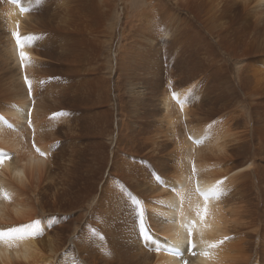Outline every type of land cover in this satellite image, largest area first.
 I'll return each instance as SVG.
<instances>
[{
  "label": "bare ground",
  "instance_id": "bare-ground-1",
  "mask_svg": "<svg viewBox=\"0 0 264 264\" xmlns=\"http://www.w3.org/2000/svg\"><path fill=\"white\" fill-rule=\"evenodd\" d=\"M120 1V44L106 71L99 56L115 35L106 20ZM21 6L30 11L0 0V70L8 77L0 89V232H9L0 235V264H53L64 242L55 228L43 231L36 207L45 214L53 209L45 202L63 206L68 194L82 199L78 208L90 206L98 190L87 218L80 211L63 220L73 234L80 225L69 237L71 264H264V0H41L38 9L21 0ZM17 31L28 54L23 62ZM135 45L144 50L133 54ZM45 75L84 78L74 86ZM136 78L150 79V103L142 102L147 93ZM43 86L54 93L46 88L42 97ZM67 103L88 109L61 115ZM91 109L100 112L87 116ZM114 121L112 158L100 184L110 154L102 138H112ZM92 133L104 149L98 159L81 137ZM62 134H78L80 143L64 148L56 142ZM212 189L219 194L205 200L200 193ZM141 214L147 239L139 235Z\"/></svg>",
  "mask_w": 264,
  "mask_h": 264
},
{
  "label": "rangeland",
  "instance_id": "rangeland-1",
  "mask_svg": "<svg viewBox=\"0 0 264 264\" xmlns=\"http://www.w3.org/2000/svg\"><path fill=\"white\" fill-rule=\"evenodd\" d=\"M32 2L35 4V7L34 8H36V9H38L39 8V6L41 5V0H40V2L39 3H37V0L36 1H33L32 0ZM153 4L154 2H150V4ZM117 4H118V1H117ZM138 4H140V3H138ZM164 6H166V7H169V8H177V7H175V6H173V5H170L169 3H167V4H165ZM153 7L157 10V9H159V10H161V12L162 13H164L165 12V7H163V6H158V3H154V5H153ZM119 10H117V13L115 12V11H113L112 10V12H111V14H112V19H110V20H106V24H107V26H109L112 22L114 23V26H115V35H114V40H113V42H110L111 44L110 45H108V43H106L107 45H105V47H103V52H101L100 53V56L99 57H101L102 59H103V61H102V63H103V66H104V70H109V68L111 67L110 65H109V63H110V61H112V64L115 62V59H116V57H117V50H118V45L120 44L119 43V41H120V38H121V32H120V29H121V27L123 26V24H122V22L124 23V15H125V11H124V8H125V3L123 2V1H120V5H119ZM123 9V10H122ZM128 10H130L129 8H128ZM178 10V9H177ZM187 11L188 10H184L183 12H180L181 13V16L183 17V18H186V17H188V13H187ZM190 12H189V15L192 17V19L194 20V22L195 23H193V25L194 26H196V27H198L199 25L197 24V21L195 20V18L193 17V15H192V13L193 12H191V10H189ZM113 13H114V15H113ZM121 13V14H120ZM199 28V27H198ZM108 31H109V29H107ZM203 32V31H202ZM204 33V32H203ZM158 38V37H157ZM105 39H107V42H108V40H109V37L107 36ZM140 50H144L143 48H140V47H137V45H135V47L134 48H132V51H133V54H135L136 52H138V51H140ZM179 55H177V57H178ZM141 56L140 55H138L137 56V60H139V58H140ZM142 58V57H141ZM47 59H49V57H47ZM154 59L155 58H152L151 59V62H154ZM109 60V61H108ZM156 60V59H155ZM228 65L230 66H235V64H234V62H232V61H229L228 62ZM112 69H114V68H112ZM4 72H5V70L3 69H1L0 70V76L2 75V73L4 74ZM141 74V76L142 75H144V74H142V73H140ZM204 73H202V75H203ZM5 75H7V74H5ZM5 75H2L1 77L3 78V76L5 77L4 78V80H2V81H0V82H2V83H4L3 85H0V86H4L3 88L1 87L0 89H1V91H2V89L4 90V88H5V86H6V82H7V79H6V77L7 76H5ZM206 76V75H205ZM45 77L46 78H48V81H50V82H52V83H54L55 81H57V80H59V81H61L62 83H60V84H70V83H72L71 81H73V84H74V86H75V84H77L78 85V81H80V79L82 78H84V75H81V76H76V77H72V78H69L68 77V75H64V77H66V78H63V76L62 75H51L50 77H48L47 75H45ZM132 74L130 73V76L127 78V80H129V79H132ZM2 78H0V80L2 79ZM8 78V77H7ZM62 78V79H61ZM139 79V80H138ZM150 79H143V78H136L135 79V83H139V82H141L142 83V86H143V88H144V92L146 91V93H147V95L146 96H144L143 97V99H142V102L143 103H145V104H148V103H150L151 102V100L149 101V91H148V89L150 88V81H149ZM5 81V82H4ZM188 82H190V84H191V82H194L193 81V79L192 80H190V81H188ZM47 83V86L48 87H50V85H49V82H46ZM1 84V83H0ZM146 85V86H145ZM189 84L188 83H186V86H188ZM44 87V86H43ZM48 87H46L48 90H49V88ZM78 87V86H77ZM45 87L44 88H42V89H45V90H41L42 92H41V95H42V97H44V98H46L47 97V95L46 94H48V92L49 91H51V90H49V91H47V89H46ZM72 90H74V88H71ZM77 88H75V91H76V93L78 92V91H80L79 90V88L76 90ZM71 90V92L69 93V95H68V99H69V97H73L74 96V94L72 93L73 91ZM44 91H45V93H44ZM52 93H54V90L52 89V91H51ZM76 93H75V95H76ZM44 95V96H43ZM51 97V96H50ZM148 97V98H147ZM130 102H131V104H132V99H131V97L129 98V102L127 101V103H128V106L130 107ZM69 107H71L68 103L67 104H65V105H62L61 106V108L60 109H58V111L59 112H66L67 113V115L69 116V117H73V116H76V115H78L79 113H80V111L82 110V109H84V112L88 109V108H86V107H80V106H77L76 108H73V107H71V108H69ZM115 108V107H114ZM116 109V108H115ZM65 110V111H64ZM97 112H100V111H96L95 109H91L90 111H88L87 112V116L88 115H91L92 113H97ZM114 118V120L116 121L117 120V118H116V116H114L113 117ZM81 121H84V119H81ZM115 121L113 122V124H111V129L113 130V133H112V138L111 139H109V138H107V139H105V138H102L103 139V143L106 145V147L108 148V150L110 149V154H109V156L107 155V162L108 163H106L105 164V166H104V168H103V172H102V174H101V178H100V181H99V183L101 184V183H103V181L106 179V176H107V174H108V170H109V167H110V162H111V158H112V156H111V150L113 149V142H114V139L116 138V134H117V127H116V123H115ZM86 128H87V131L88 130H90L91 128H90V126H89V124L87 123V125L85 126ZM96 127V126H95ZM66 129H67V127L66 126H63L62 128H61V130L63 131V132H65L66 131ZM81 137L84 139V140H86V142L87 143H89L90 145H91V147H92V150H93V152H94V154L97 156V159H98V157L100 156V154L102 153V151L104 150L103 149V146L102 145H97V137H98V135H96V134H91V135H84V134H82L81 135ZM56 142L57 143H61L62 144V146L64 147V148H66V147H68V146H70L72 143L74 144V143H80V141L78 140V134L77 135H69V136H63V134L62 135H60L59 136V138H58V140H56ZM105 147V148H106ZM67 152H69V151H67ZM107 153H108V151H107ZM98 183V186H96V188H99L100 187V184ZM111 183L113 184V185H116V184H118L119 182L118 181H112V182H110L109 183V185H111ZM98 193H99V190L96 192V194H95V196H94V198H92L90 201H89V204H90V206L89 205H84V206H82V208H78V206H80L82 203H84V202H82V199L80 198V200L78 201V198L76 197V198H74V196H72L71 194H68V195H65L64 196V204L65 205H63V206H59V204H57V206L55 205V206H52L51 204H50V202H45L46 203V205H47V207H46V209L48 210V209H54V210H56V209H58V207L60 208V209H63V210H70V208L72 207L73 209H72V211H69V212H66V213H56V212H53L54 210L52 209V211H48V212H45V214H44V212L42 213V212H39L40 210H39V208L38 207H36V211H38V215L39 216H41L42 218H44V221H43V224H44V226H42L43 227V231L44 232H52L53 230H54V228L58 231V233H57V236L58 237H60V239L64 242V245H63V247L60 249V251H59V253H60V255H59V253H58V255H56V257H55V259H54V261H53V264H71V261H70V254H69V251H68V246L70 245V244H72L71 243V241H69V237L71 238V236H73V235H75L77 232L76 231H80L79 229H80V225H79V227L78 228H76V230H75V232H74V234L71 232V230L69 231V228L70 227H63V223H64V221L63 220H65L66 218H68L69 216H71V217H74V215L75 214H77V213H80V211L82 212V213H85L86 214V217L85 218H87L88 217V215L90 214V213H92V207H94L95 206V201H96V199H97V197H98ZM48 199H50V197L48 196L47 197ZM66 198V199H65ZM68 198H69V200H68ZM68 201V202H67ZM60 202H62V201H60ZM119 200L117 199V201L114 203V205L115 206H117L118 204H119ZM48 203H49V205H48ZM75 207V208H74ZM76 208H77V210H76ZM95 213L96 214H98V211H95ZM65 214H66V217H65ZM110 214H114V211H110ZM59 217H61V218H59ZM104 217L106 218V219H110V216L108 215V214H105L104 215ZM84 219H82L81 220V225L84 223ZM73 226V225H72ZM73 227H76V226H73ZM61 230H62V232L63 233H61L60 234V232H61ZM64 230H66V231H64ZM60 234V235H59ZM73 234V235H72ZM152 250V249H151ZM99 252V251H98Z\"/></svg>",
  "mask_w": 264,
  "mask_h": 264
},
{
  "label": "snow or ice",
  "instance_id": "snow-or-ice-1",
  "mask_svg": "<svg viewBox=\"0 0 264 264\" xmlns=\"http://www.w3.org/2000/svg\"><path fill=\"white\" fill-rule=\"evenodd\" d=\"M39 2H40V0H37V3H39ZM11 3L20 6L21 14H24V13H27V12L30 11L29 8L21 6V0H11ZM17 27L19 28V24H17ZM14 36L16 38L17 46L21 49L20 52H19V56H20L21 61L23 62L24 60L28 59V54L25 51H23L24 45H23V43L21 41L20 33L17 31L16 33H14ZM25 39L33 40L34 37L33 36H28ZM25 83L28 85L29 92H31V82L28 80L27 77H25ZM61 115H67V113H61ZM41 155H44V153H41ZM2 158H3V154L0 153V159H2ZM157 178L159 179V177H157ZM197 191H199V189H197ZM200 194L202 196H204L205 200H207L210 195H218L219 191H218V189H212L208 193H200ZM207 212H208V209L205 206L204 209L202 210V213H198V214L201 215V219H204L205 216L207 215ZM144 225H145V221L143 219V214H141L140 224H139V228H140L139 235L142 238L147 239V238H149L148 237V231L145 229ZM12 231H19V229H14ZM0 235L7 236V235H9V232H0ZM220 243H223V241H221ZM212 246L215 247L216 245H212ZM192 247H194V245H192L191 242H189V249L191 250Z\"/></svg>",
  "mask_w": 264,
  "mask_h": 264
}]
</instances>
